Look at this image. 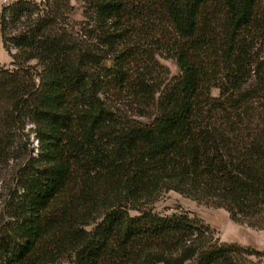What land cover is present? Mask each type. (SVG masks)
<instances>
[{
    "label": "trees",
    "instance_id": "trees-1",
    "mask_svg": "<svg viewBox=\"0 0 264 264\" xmlns=\"http://www.w3.org/2000/svg\"><path fill=\"white\" fill-rule=\"evenodd\" d=\"M71 1L0 9V165L26 125L37 142L0 206V264L264 258L150 207L173 191L264 233V0H73L80 23ZM163 54L179 74L160 81Z\"/></svg>",
    "mask_w": 264,
    "mask_h": 264
},
{
    "label": "rangeland",
    "instance_id": "rangeland-1",
    "mask_svg": "<svg viewBox=\"0 0 264 264\" xmlns=\"http://www.w3.org/2000/svg\"><path fill=\"white\" fill-rule=\"evenodd\" d=\"M14 1L15 0H0V9ZM35 1L38 2L39 0ZM71 4L74 7L72 18L77 21V23H80L83 21V4L79 1L75 2L73 0L71 1ZM10 52L14 53L15 50L11 49ZM253 53V56L255 55L258 61L264 60L263 41L256 44ZM155 59L157 65L160 66L162 73L157 76L160 81H164L179 74L174 60L167 58L164 54L162 56H155ZM10 61L11 59L7 52L2 48L0 41V66L10 68ZM246 86L257 87V84L252 78L248 81ZM211 95L216 97L218 91L212 89ZM19 134V141L16 142L17 150H14L11 155L12 157L0 165V206L5 199L7 192L14 187V171L16 165L20 160H23L27 154L34 155L36 153L37 142L31 132V125H26ZM150 207L154 213L162 216H170L173 213H185L189 217L194 216L198 218L201 223L210 228L213 238L221 243L239 244L241 246L257 249L261 252L264 251V233L248 228L245 225H237L231 222L228 218V214L223 209H215L205 206L173 191L162 192ZM135 214L136 212H130V215ZM249 260L251 264H264V258L256 259L250 257ZM60 264H64V262L60 261Z\"/></svg>",
    "mask_w": 264,
    "mask_h": 264
}]
</instances>
